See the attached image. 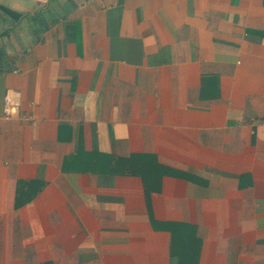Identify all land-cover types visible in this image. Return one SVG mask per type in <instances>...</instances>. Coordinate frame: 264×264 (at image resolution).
Instances as JSON below:
<instances>
[{"label": "crops", "instance_id": "crops-1", "mask_svg": "<svg viewBox=\"0 0 264 264\" xmlns=\"http://www.w3.org/2000/svg\"><path fill=\"white\" fill-rule=\"evenodd\" d=\"M0 264H264V0H0Z\"/></svg>", "mask_w": 264, "mask_h": 264}, {"label": "trees", "instance_id": "trees-1", "mask_svg": "<svg viewBox=\"0 0 264 264\" xmlns=\"http://www.w3.org/2000/svg\"><path fill=\"white\" fill-rule=\"evenodd\" d=\"M140 157V156H139ZM136 155H130L129 157L114 158V161H109L115 171H121L127 174L140 175L145 183V186L150 187L153 183V175L158 176L162 174L166 168L159 164L157 161L146 156L145 159H141ZM173 233V241L178 239V233Z\"/></svg>", "mask_w": 264, "mask_h": 264}, {"label": "built area", "instance_id": "built-area-1", "mask_svg": "<svg viewBox=\"0 0 264 264\" xmlns=\"http://www.w3.org/2000/svg\"><path fill=\"white\" fill-rule=\"evenodd\" d=\"M13 108L12 102L8 95L5 96V106L3 109L4 116L7 117L10 115L11 109Z\"/></svg>", "mask_w": 264, "mask_h": 264}]
</instances>
